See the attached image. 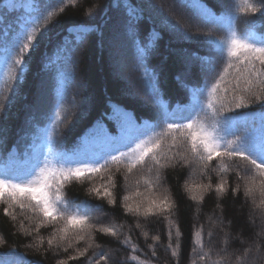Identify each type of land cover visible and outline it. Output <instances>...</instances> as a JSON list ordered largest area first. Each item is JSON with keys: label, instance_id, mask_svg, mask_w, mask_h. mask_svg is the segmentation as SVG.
Wrapping results in <instances>:
<instances>
[{"label": "trees", "instance_id": "1", "mask_svg": "<svg viewBox=\"0 0 264 264\" xmlns=\"http://www.w3.org/2000/svg\"><path fill=\"white\" fill-rule=\"evenodd\" d=\"M6 1L0 0L4 19L0 24V60L3 61L0 178L8 176L14 181L25 179L46 160L54 168L59 167L57 153L68 158L86 154L82 158L93 157L103 163L109 153L118 155L120 151H128L129 145L135 146L137 137L148 139L164 130L168 123H187L189 117L195 119L197 115L204 119L202 109L208 111V92L227 59L226 54L215 51L208 40H226L230 19L238 35L254 32L257 37L264 36V15L260 11L255 14L242 11L240 0H75L74 5L69 0H64L63 4L59 0H33L34 9L29 18L46 15L51 10H55L56 15L47 24L41 21L37 35L44 32L48 35L29 53L30 59L25 58L28 66L21 73L20 67L13 63L14 53L6 49L10 48L17 32L25 27L26 23L18 20V15L27 16L21 12L8 14L2 9ZM249 2L264 9L260 0ZM60 7L64 8L63 12L59 11ZM130 9H134V14H130ZM115 15L123 22L119 33L130 45L129 63L137 92L129 91L116 79L109 66L103 31ZM69 29L85 30L84 40L65 44ZM54 49L62 53L51 65L54 73L50 113L47 119L41 117L36 126L31 125L33 130L24 139V143L29 142L24 145L20 134L27 108L42 77L43 61ZM181 55H185L184 62L177 58ZM197 57L211 58V69L206 60ZM115 110L125 114L127 121L114 118ZM57 111L60 118L55 116ZM262 114L264 104L260 103L232 112L225 110L218 117L216 134L222 143L258 141L264 134ZM224 117L231 120L226 122ZM40 122L45 124L39 126ZM98 124L104 126L107 136L94 131ZM24 127L30 128V125ZM126 129L131 138L122 139ZM49 132L54 140L51 150ZM170 143L169 136L164 144ZM177 151L184 152V149L173 148L168 155ZM186 155L189 158L186 164H171L161 158L166 166L157 168L151 160H146L131 173L125 164H112L108 172H102L103 181L96 176L92 180L73 179L64 184L68 213L88 215V223L95 228L114 227L115 237L93 229L91 238L80 233L85 239L78 241L77 233L70 229L69 239L59 244L60 233L56 232L50 248L48 239L53 238V232L65 222L48 223L37 230L42 215L28 208L21 210L16 205L9 207L5 197V202L0 203V264H58L61 260L66 264H215L217 260L222 264H264V209L257 207L262 197L258 191L254 197L245 196V184L253 174L252 166L240 157L225 158L229 171L218 175L214 171L220 164L217 158L202 174L203 165L193 160L191 153ZM8 169L13 171L12 175L2 174ZM109 174L116 185L110 189L116 201L113 205L103 196L101 187ZM221 177L227 180L228 186L223 197L218 198L213 190L204 193L200 202L192 200L193 193L186 191V186L208 183L215 186ZM259 180L257 176V182ZM93 187L100 189V196L90 191ZM233 189L238 191L233 193ZM163 195L174 205L171 214L159 212L145 218L125 210L137 204L143 210L148 203L146 197ZM125 196L130 199L125 201ZM5 208L9 215H5ZM197 231L201 232L202 249L195 244ZM225 234L229 237L226 244ZM177 243L179 249H176ZM250 247L259 248L260 252L253 250L245 257ZM85 248L87 252L80 256L79 252ZM173 250H177V257L172 256ZM101 252L109 257L107 261L98 258ZM203 253L208 255L201 259ZM133 256L137 258L135 261L131 259Z\"/></svg>", "mask_w": 264, "mask_h": 264}, {"label": "snow or ice", "instance_id": "2", "mask_svg": "<svg viewBox=\"0 0 264 264\" xmlns=\"http://www.w3.org/2000/svg\"><path fill=\"white\" fill-rule=\"evenodd\" d=\"M59 3L63 4L64 0H59ZM69 3L74 5L75 0H69ZM260 4L264 5V0H260ZM239 7L242 11H251L253 14L260 11L264 15V9L258 8L255 4L250 3L249 0H240ZM59 11L63 12L64 8L60 7ZM130 14H134V9H130ZM55 15L56 11L51 10L46 15L37 16L27 21L24 29L17 32L12 38L10 42L11 46L6 50L14 53L13 63L20 66L21 73L28 66L25 58L28 57L30 59L29 53L34 52L39 46L40 40H43L48 35L47 32H44L38 37L37 34L40 32L41 21L47 24ZM228 24L229 35L226 40H208L209 45L213 46L214 50L218 53L226 54L227 59L224 62L223 71L217 73L208 92L209 99L206 105L208 111L202 109L204 119H201L200 115H197L195 119L189 117L187 123H168L164 130L155 133L154 136L148 139L137 137L134 141L135 146L129 145L128 151H120L118 155L109 153L107 157L103 158V163H100L99 159L93 157L82 158L86 154H74L72 158H68L63 153H57V164L59 167L54 168L46 160L42 166L37 165L25 179L14 181L8 176L0 178V203L5 202V197H7L9 207L16 205L21 210L28 208L33 212L40 213L43 220L37 225V230L45 224H55L58 221H64V225L53 232V238L48 239L47 243L50 248L53 246L56 232L60 233L58 238L59 244L69 239L70 229L77 233L76 238L78 241L85 239V235H80V233H84L91 238V231L93 229L105 235L115 237L117 232L114 227L95 228L94 225L88 223L90 219L88 215H81L78 212L76 214L68 213V201L63 196L64 184L70 183L73 179L80 182L92 180L96 176H99L103 181L105 178L102 172H108L112 164H125L129 173L138 165H144L146 160H151L157 168H164L166 166L161 163V158L166 159L171 164H186L189 163L186 153H191L192 159L203 165L202 174L208 168V165L217 158H220V164L218 170L214 169V171H217L218 175L229 171L228 164L224 162L225 158L232 160L234 157H240L244 161H247L252 166L251 170L253 174L248 177V182L245 184V196L254 197V193L258 191L262 199L257 207L264 209V134L260 136L258 141L255 139L252 141L229 140L223 143L216 134L217 125L220 123L218 117L225 110L232 112L236 109L248 108L253 103L264 104V36L257 37L254 32H248L240 36L237 34L235 28L232 27L233 20L230 19ZM68 33V36L64 38L65 44L69 42L78 44L84 40L86 35L85 30L69 29ZM191 55L194 56L195 54ZM199 59L206 60L211 69V58ZM230 70L232 71L230 72ZM229 76H231V79H229ZM55 116L60 118V113L57 111ZM114 118H124L125 121L128 119L119 110L114 111ZM224 120L228 122L231 118L224 117ZM262 121H264V114H262ZM94 131L107 136L104 126L101 124H98ZM169 136L171 137V143L165 146V138ZM125 138H131L127 129L122 139ZM48 144L51 150L54 144L51 132L48 134ZM173 148H183L184 152L177 151L168 155V153L172 152ZM257 176L260 177L259 182H257ZM157 179H159V175H157ZM115 186V180L111 174L107 176L106 183L101 185L103 196L107 198L110 205L116 202L110 190ZM213 190L216 192L218 198L223 197L228 191L227 180L221 177L220 182L215 186L211 183L200 184L194 187L186 186V191L193 193L191 199L200 202L204 199V193ZM90 191L95 192L97 196L101 195L99 188L93 187ZM236 191L238 189H233V193ZM197 192L199 195L196 194ZM136 195L139 196L140 193L137 192ZM123 199L127 201L130 197L125 196ZM145 199H147L148 203L143 210H141L140 204H137L134 208L129 205L125 210L129 213H135L137 216L143 215L147 218L159 212H169L171 214L170 210L174 207L167 195L152 198L146 197ZM4 212L5 215L10 214L8 208H5ZM12 218H16L14 214ZM171 223L169 221L170 226ZM20 226L21 228L24 227L22 223ZM176 236L177 238L180 236L179 229L176 231ZM169 239H171V231L169 232ZM228 239V235L225 234V244ZM127 242L126 240L125 243ZM40 243H43L42 238ZM195 244L202 249L200 231L195 233ZM68 246L70 247L71 244L69 243ZM91 246L89 244V247ZM169 248H171V244H169ZM176 249H179V243H177ZM195 250L193 249V251ZM253 250L257 253L260 252L259 248L253 249L250 247L244 253V256L247 257L248 252ZM133 251H135V248H133ZM86 252L87 248L79 252V255L83 256ZM177 255V250H173L172 256L177 257ZM207 255V253H203L201 259ZM74 258L71 257V259ZM98 258L107 261L109 257L101 252L98 254ZM131 259L135 261L137 258L133 256ZM227 259L229 257L225 253V260ZM237 259L239 260L240 258L238 257ZM58 264H66V262L61 260ZM215 264H222V262L217 260Z\"/></svg>", "mask_w": 264, "mask_h": 264}, {"label": "rangeland", "instance_id": "3", "mask_svg": "<svg viewBox=\"0 0 264 264\" xmlns=\"http://www.w3.org/2000/svg\"><path fill=\"white\" fill-rule=\"evenodd\" d=\"M4 7V10L8 12L21 10L24 13H30L33 7V0H8L4 4ZM1 13L2 10L0 9V24H3L4 19L1 16ZM22 18V15H18V20L20 19L21 22ZM122 27L123 22L120 21V18L117 17V15H115V17H112L111 21H109V24L103 31V34H105L106 36L103 39V44L107 54L109 66L112 68L115 78L118 79L123 85H125L129 91L137 92L139 90L136 82L133 80V75L131 72L132 66L129 63L130 58L128 51L130 50V45L128 44V40L126 41L124 35H121L119 33ZM59 50L60 49H54L47 60L43 61L41 75L42 77L39 79L36 91L33 98L31 99L32 101L30 102V106L27 108V114L25 116L23 127L21 129L20 140L23 141V143L25 141L24 139L30 135V131L33 130L31 125L36 126V124L38 123L37 121H39L41 117H46L47 119V116L50 113V105L53 101L51 85L53 84L52 75L54 73V69H52L51 65L53 63V60L61 55L62 50ZM177 58H179L180 61L184 62L185 55H181ZM2 67L3 61L0 60V71ZM159 70L161 71V69ZM49 77H51V79H49ZM48 81H50V84H48ZM27 124L30 125V128L24 127ZM44 124L45 122H40L39 126H43ZM28 142L29 141L25 142L24 145H26ZM21 151L23 153L25 150L22 149Z\"/></svg>", "mask_w": 264, "mask_h": 264}]
</instances>
